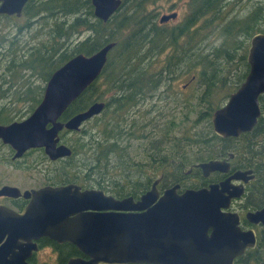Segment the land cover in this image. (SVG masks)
<instances>
[{
  "label": "trees",
  "instance_id": "16d2710c",
  "mask_svg": "<svg viewBox=\"0 0 264 264\" xmlns=\"http://www.w3.org/2000/svg\"><path fill=\"white\" fill-rule=\"evenodd\" d=\"M158 1L124 0L121 13L103 23L94 17L91 0H32L31 21L39 22H31L35 34L27 30L2 37L13 56L7 73L31 87V99L25 100L31 113L56 69L76 55L90 56L115 42L100 76L60 120L67 121L98 102L105 103L104 109L79 131L59 133L60 144L71 155L51 165L45 183H74L134 200L149 190L159 174L162 191L177 184L181 191L200 189L199 183L205 186L206 181L195 165L229 151L241 155L234 143L247 146L258 140L257 164L263 169L254 182L258 194L251 203L246 198L245 208L264 207V109L252 132L239 140L217 137L211 124L215 109L248 74L250 39L264 33V0H188L184 19L174 26L153 23L156 11L150 6ZM60 13L62 20L56 18ZM41 29L46 30L49 45L32 42ZM187 75L191 76L184 85L190 81L189 88L181 91L176 81ZM188 91L194 92L186 99ZM154 99L155 105L144 107ZM259 102L264 106V97ZM177 111L179 118L174 116ZM6 122L8 117H0V123ZM45 246L58 247L51 241ZM65 247L69 251L61 248L59 262L77 255L74 246ZM234 264H264V232L256 248Z\"/></svg>",
  "mask_w": 264,
  "mask_h": 264
},
{
  "label": "water",
  "instance_id": "95a60500",
  "mask_svg": "<svg viewBox=\"0 0 264 264\" xmlns=\"http://www.w3.org/2000/svg\"><path fill=\"white\" fill-rule=\"evenodd\" d=\"M0 1V14L19 15L26 0ZM91 4L94 17L106 22L122 0H91ZM175 18L176 14L163 15L159 22ZM114 46L109 43L90 56L76 55L58 68L31 117L22 124L0 126V139L20 155L31 148L42 149L50 161L69 157L71 150L60 144L59 133L79 131L105 104L95 103L64 122L60 118L100 76ZM246 61L249 71L244 82L211 115L213 132L222 139L250 133L261 115L264 33L250 39ZM196 168L208 177L228 172L229 164L213 160ZM248 173L238 171L219 184L180 193L177 184L159 194L156 181L137 200L117 199L98 189L82 190L76 184L31 190L24 194L31 200L21 212L0 205V264H29L41 238L77 249L81 256L66 264H234L256 244L255 233L241 230L239 214L230 210L232 200L243 193L242 186L231 181H246ZM19 195L12 187L0 189V196ZM245 218L264 228V208Z\"/></svg>",
  "mask_w": 264,
  "mask_h": 264
},
{
  "label": "flooded vegetation",
  "instance_id": "af4514ba",
  "mask_svg": "<svg viewBox=\"0 0 264 264\" xmlns=\"http://www.w3.org/2000/svg\"><path fill=\"white\" fill-rule=\"evenodd\" d=\"M31 1L32 0H26L24 2L23 6L21 7V12L19 15H17L16 13H14L12 15L0 14V30H4V28H7V30L10 29V30H12L14 32H18V33L22 31V32H24V34H26V32H28L27 30H29L30 33L35 34L36 27L31 32V27H32L31 22L32 23L37 22V18H35L31 21ZM123 1L124 0H122V4H123ZM122 4H121L120 8L109 18L108 21H110L111 18H113V16L115 14L121 13V11L123 9ZM0 6H1V1H0ZM27 7H29V9L26 11ZM172 8H173L172 5H170L168 7V10H170ZM126 9H130V8L126 7ZM170 14H176V18L173 20H169V21L161 23V22H159V19L161 16H159V13H157V11H156V14L154 15L155 21L153 23L158 25V26H165V25H168L170 22H174L178 19V13L177 12H172ZM170 14H164V15H170ZM62 16H63V14L60 13L56 16V18L62 20ZM184 17L181 20H178L176 22V24H179L184 19ZM5 18H10V19L6 20ZM97 20H99V19H97ZM108 21H106V22L102 21V22L107 23ZM37 23H39V22H37ZM20 28H21V30H20ZM41 30H42V34L38 36L37 40L42 38L43 42L46 43V37H47L46 30L45 29H41ZM0 33H1V31H0ZM77 39L83 40L84 38L80 37ZM110 43H115V42H110ZM107 44H109V43H107ZM107 44H105V45H107ZM46 45H49V43H46ZM105 45L100 47L97 51H99ZM7 47H8V45L5 44V42H3L1 40V42H0V53L3 51H4V53L8 52ZM60 52H62V50ZM8 54L10 55V53H8ZM3 60H4V54L3 55L0 54V65L4 66L6 68V65H3ZM159 62H161V61H159ZM11 77L12 76L9 75L7 72L4 74V77H0V117H8V119H9V122H6L5 124L0 123V126H3V127H9V126L11 127V126H15L16 124H22L27 119H29L31 117V108L29 109L30 104L25 102L26 97L31 99V91H30L31 87L27 88V86L24 84V82L22 80H20V82H19L20 84H16L15 87H13L11 84H6V81L8 80V78H11ZM191 80H193V78ZM169 82L171 84H173L174 80H171ZM189 82L182 86V89L184 91L188 90ZM242 83H240L239 86ZM21 87H23V88H21ZM238 88L239 87H236L235 89L234 88L231 89L230 92L227 94L228 98L226 99V97H225L224 101L222 103H220L219 106L215 110L225 106V104L229 100L231 94H233ZM193 92L188 93V95L186 96V99ZM42 93L44 94V90ZM43 94H42V97H43ZM42 97H41L38 105L40 104ZM261 97H264V95H261L259 97L258 101L260 100ZM153 105H155V103ZM144 107H147L146 104ZM163 107L168 108V104H165ZM259 108H260V111H261V109H264V106L260 102H259ZM176 114L178 115V111L175 113V115H174L175 117H176ZM246 134H249V133H246ZM243 135H245V134H243ZM243 135H241L238 138H227V139H223V140H228V139L239 140ZM233 145H235L236 147L240 148L243 151L241 155H236L233 151H229L225 155H220L218 158L209 159L207 161L202 162V163H205V162L217 160V161H221L224 163H228L229 164V171L228 172H226V173L225 172L224 173L214 172V173L210 174L208 177H204L202 175L201 170L199 168H196V165H195V169H198L199 173L201 174V178L206 181L205 186H201L199 183V188L208 187L211 184H219V183L227 180L230 176H232L234 173H236L238 171L250 172L246 176V178H247L246 181H241V180L240 181H231V183L235 186L241 185L243 188V193L239 198L232 200L230 210L232 212L239 214V218H240L239 226H240L241 230H243V231L252 230L255 233L256 244H255V247L253 248V249H255L257 244H258L260 236L264 232V228H263L262 224H253V223L248 222L246 220L245 216L248 213H253V212L259 211V210L263 209L264 207L252 208V207L247 206V208H245L246 205H249V203H247L245 201H246V198L249 196L248 202L251 203L252 202L251 199H254L256 197V195L258 194V191L256 190L257 184H255L254 182L257 180L258 170L263 169L259 166V164H257V162L259 160L258 152H257L259 141L258 140L253 141L251 145H247V146H244L242 141L236 142ZM34 150L41 151L39 153H36L37 155L38 154L42 155V157H40L38 160L36 159L35 154L34 153L32 154V152ZM34 150H31V148H30L29 150L24 151V153L21 154L22 155L21 156L20 153H17V151L10 144L4 143L2 141V139H0V165H5L6 167H9L11 170H18L21 173H23V175L25 176V180L21 183V185H3V186L15 188L20 193V195L17 197H14V198L13 197L0 196V205L8 207V208H10L16 212H21L27 207V205L29 204V202L31 200V197H28V198L24 197L25 193H31V190H36V189H39V188H42L45 186L56 187V186H62V185H67V184H74V183H66V184L50 185V184L44 183V184H40V185L31 186V171H37L39 173L49 171V169L51 168V165H48V164H53V163H56L58 161V160L50 161L44 155V152H42V149H34ZM230 156H232V157H230ZM32 162H35V165H37L36 168H38L39 165L41 166V168L36 169L34 167V165L31 164ZM198 179H200V178H198ZM162 180H163V175L159 174L158 177L153 179L149 190L152 188V185L157 181L156 188H157L159 194H161L162 193V189H161ZM76 185H78V184H76ZM3 186H1L0 189ZM79 186H81V185H79ZM85 189H89V188H83L82 187V190H85ZM149 190H146L143 194H141L139 196V198L142 195H144L145 193H147ZM178 192H182L181 189ZM48 241H51V240H49L48 238H41L38 241H36L39 250L37 253L33 254L32 258H31V256L28 258L27 262L29 264H49V263H45V262L39 263V261L36 257V255L44 249H50L52 252L55 253V255H56L55 264H66L70 258L81 256V254L78 251L77 252L75 251V253L77 254L76 256L70 257L66 260L59 262V260L62 256L61 248L64 246L66 251L67 250L69 251V249H67L65 246L71 245V244H68V243L57 244V243L51 241V242L55 243L56 246H58V247L54 248L52 246H45L48 244ZM59 246H61V247H59ZM54 249H55V251H54ZM253 249H247L246 251L253 250ZM246 251H245V253H246ZM33 259L35 260V263H33Z\"/></svg>",
  "mask_w": 264,
  "mask_h": 264
},
{
  "label": "rangeland",
  "instance_id": "374dc122",
  "mask_svg": "<svg viewBox=\"0 0 264 264\" xmlns=\"http://www.w3.org/2000/svg\"><path fill=\"white\" fill-rule=\"evenodd\" d=\"M187 1L188 0H160L158 2H156L155 5L150 6V9H155V11H157V13H159V16H162L164 14H170L172 12H177L178 13V19L174 22H170L168 25L169 26H174L176 25V22L178 20H181L185 14H186V10H187ZM172 5V9L168 10V7ZM241 4L238 5V9L240 11L241 9ZM0 42L1 40L4 41V39L2 38L3 36H7L8 34H11L10 37L12 35H14L15 33L18 32H14L10 29L7 30V28H4V30H0ZM32 36V33H31ZM215 39H213L212 44H209L211 47L213 45H215ZM32 42H34L35 44L38 43H44L43 39H39V40H33ZM15 43H21V39L18 38ZM35 44H33V46L37 47ZM1 55L4 54V60H3V65H7L12 59L13 56L9 55L8 52H1ZM7 72L6 68L4 66L0 65V77H4V74ZM31 76V73H30ZM191 75H187L183 78H180L176 81V85L177 88L181 91H183L182 86L184 85V83L190 78ZM20 81H15V78H8V80L6 81V84H11L13 87H15L16 84H20ZM46 85V84H45ZM45 89V88H44ZM193 91H188V93H191ZM222 97V96H221ZM220 97V98H221ZM156 103V100H149V102L147 103V107L149 108L150 106H153V104ZM176 118H179V116L176 114ZM40 157H42V155L38 154L36 155V159L38 160ZM32 165H34V167L36 168L37 165H35V162L31 163ZM48 165H52V164H48ZM41 166L39 165L38 168L36 169H40ZM46 172H37V171H31V186L34 185H40V184H44L45 180H46ZM25 180V176L23 175V173H21L18 170H11L9 167H6L5 165H0V187L3 185H21V183ZM116 181V179H115ZM39 263H49V264H55L56 262V255L54 252H52L50 249H44L42 251H40L37 255H36Z\"/></svg>",
  "mask_w": 264,
  "mask_h": 264
}]
</instances>
